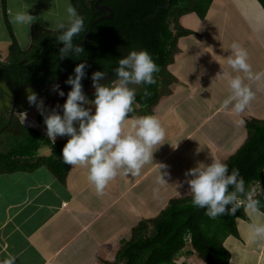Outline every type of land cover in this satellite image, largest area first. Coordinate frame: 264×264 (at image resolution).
Segmentation results:
<instances>
[{"label":"crops","instance_id":"1","mask_svg":"<svg viewBox=\"0 0 264 264\" xmlns=\"http://www.w3.org/2000/svg\"><path fill=\"white\" fill-rule=\"evenodd\" d=\"M69 3L73 6L71 0H0L3 56L11 43L5 6L21 47L28 48L32 24L17 26L12 16L27 10L37 17L34 23L55 29L66 23ZM180 23L193 32L179 38V51L168 65L174 76L170 92L161 95L148 113L161 121L166 132L165 142L154 150L153 158L138 175L118 170L102 194L80 167L70 166L65 182L43 165L32 171L0 173V260L15 257V264H104V260L114 259L140 219L156 216L171 198L189 194L184 182L187 169L201 161L210 162L211 155L225 160L245 141L246 120L264 118V77L248 79L227 63L230 46L236 42L247 51L253 73H264L261 2L213 0L205 18L192 12L182 16ZM236 75L253 92L240 113L233 111L235 101L225 104L231 96L228 80ZM46 107L53 108L52 104ZM134 108H138L136 102ZM39 120L43 125L36 121L32 127L45 134L43 118ZM19 130L10 125L1 133L3 137L0 134V151L11 149L10 139L19 136ZM62 138L68 137L56 140ZM43 146L51 150L49 145L38 149ZM37 156L42 155L37 151ZM248 223L237 218L240 236L229 235L224 241L236 249L231 264H264V241L245 239Z\"/></svg>","mask_w":264,"mask_h":264},{"label":"trees","instance_id":"2","mask_svg":"<svg viewBox=\"0 0 264 264\" xmlns=\"http://www.w3.org/2000/svg\"><path fill=\"white\" fill-rule=\"evenodd\" d=\"M212 1L71 0L78 14L84 18L83 30L74 37V43L81 45L84 52L79 57L63 60L59 58L62 42L56 41L59 31L39 23L31 25V43L28 48H22L5 6L4 18L11 43L4 56L0 52V81L8 86L13 97L24 88L32 87L38 97L50 100L52 84L59 83L67 95L71 86L64 81L73 73L76 64L86 61L89 67L86 68L87 76L82 79V84L91 98L94 92L90 90L93 71H108L110 80L113 78L111 68L115 67L122 55L132 49H146L159 71L154 73L156 82L142 86L141 92L136 94L138 108H134L132 114H148L153 111L161 95L170 92L169 85L174 76L168 70V65L179 51V38L193 32L181 25V17L195 12L201 19L205 18ZM259 1L264 7V0ZM111 9L112 17H102L109 14ZM3 93L1 91L0 97H4ZM6 112L0 114V134L10 125L16 129L20 127V134L11 137L12 146L8 152L0 151V173L19 169L32 171L43 165L65 182L70 165L63 161L61 151L68 138L53 143L39 128L28 126L17 116H13L10 122V113ZM246 128L245 141L224 162L229 171L233 168L239 170L246 190H252L255 182L261 184L254 198L261 201L264 210V118L247 119ZM41 145H49L51 153L37 156ZM237 218L249 222L243 208L235 215L211 219L205 215L204 209L191 204L190 194L171 198L156 216L140 219L132 227L130 237L122 241L115 258L104 260V264H180L176 259L179 254L196 255L206 264H231V252L223 244L229 235L240 236ZM180 262L185 264V261Z\"/></svg>","mask_w":264,"mask_h":264},{"label":"clouds","instance_id":"3","mask_svg":"<svg viewBox=\"0 0 264 264\" xmlns=\"http://www.w3.org/2000/svg\"><path fill=\"white\" fill-rule=\"evenodd\" d=\"M65 12L66 23L56 26L60 33L56 41L62 42L59 48L61 60L79 57L84 52L81 45L74 43V37L84 28V18L70 3ZM36 20L37 17L27 10L17 11L12 16V22L20 27L31 25ZM230 49L227 63L233 70L245 74L248 79L260 80L264 77V73H253L248 53L238 43L233 42ZM87 67L86 61L76 64L73 73L64 81L71 87L62 105L57 104L49 110L43 98L34 91H28L27 101L43 116L49 140L55 143L57 137H68L61 151L63 161L71 167L85 169L87 181L95 186L98 194H102L118 170L138 175L142 166L153 158L154 150L165 142V129L155 115H129L134 111L137 86L154 84V73L159 71V67L149 51L132 49L111 68L112 79L108 80L109 72L106 70L92 72L94 92L91 98L82 84V79L87 76ZM228 85L231 96L225 104L235 101L233 111L240 113L251 100L253 92L240 75L230 78ZM52 90L60 97L65 96L59 83H53ZM144 92L147 94L146 87ZM50 151L43 146L38 149V154L47 156ZM184 182L188 185L191 204L204 209L209 218L235 215L243 208L249 219L245 239L250 243L264 241L261 201L254 198L253 190H246L238 169L229 171L224 160L211 155L210 162L201 161L187 169ZM223 247L231 253L236 251L227 242ZM15 261V257H9L0 260V264H15Z\"/></svg>","mask_w":264,"mask_h":264},{"label":"rangeland","instance_id":"4","mask_svg":"<svg viewBox=\"0 0 264 264\" xmlns=\"http://www.w3.org/2000/svg\"><path fill=\"white\" fill-rule=\"evenodd\" d=\"M142 86H137V92L138 93L141 90ZM91 91H94L93 87L90 88ZM1 91H3L5 94L4 97H0V113H11V109L12 106H15V109L13 111V116H17L19 120H21L23 123L28 124L30 126H33L37 123H35L36 121L40 122L41 125L42 121L39 120L40 117L43 118V116L38 112V110L36 109L35 106H30L28 101H27V95H28V91H34L35 89L32 87H26L24 88L22 91H20L18 93V95L16 94L15 97H13V94H11L9 92L8 86L1 83L0 81V93ZM50 94H51V99L50 100H46L45 97H42L44 100L45 105H51L53 107H55L57 104H63L64 101L66 100V94L64 97H60L56 92H54L51 88L50 90ZM13 100V101H12ZM11 101V102H10ZM13 102V104H12ZM135 105V102H134ZM133 105V107H134ZM7 108H10V110H8ZM39 115V116H38ZM30 122V123H28ZM40 125V126H41ZM4 134H1V137H3ZM20 139V138H19ZM176 259L178 260V262L180 264H182V262L180 261H185V264H206L204 261H202L201 259H199L196 255H188V256H184V255H178L176 257Z\"/></svg>","mask_w":264,"mask_h":264},{"label":"built area","instance_id":"5","mask_svg":"<svg viewBox=\"0 0 264 264\" xmlns=\"http://www.w3.org/2000/svg\"><path fill=\"white\" fill-rule=\"evenodd\" d=\"M260 183L259 182H255L254 184H253V187H252V190L254 191V195L256 194V193H258L259 192V190H260Z\"/></svg>","mask_w":264,"mask_h":264},{"label":"water","instance_id":"6","mask_svg":"<svg viewBox=\"0 0 264 264\" xmlns=\"http://www.w3.org/2000/svg\"><path fill=\"white\" fill-rule=\"evenodd\" d=\"M99 7H102V6H99ZM112 16H113V11H112V9H111V12H110L109 14L104 15V16H102V17H112ZM17 95H18V93H17ZM14 109H15V106H12V109H11V115H13V111H14Z\"/></svg>","mask_w":264,"mask_h":264},{"label":"flooded vegetation","instance_id":"7","mask_svg":"<svg viewBox=\"0 0 264 264\" xmlns=\"http://www.w3.org/2000/svg\"><path fill=\"white\" fill-rule=\"evenodd\" d=\"M10 117H11V115H10Z\"/></svg>","mask_w":264,"mask_h":264}]
</instances>
